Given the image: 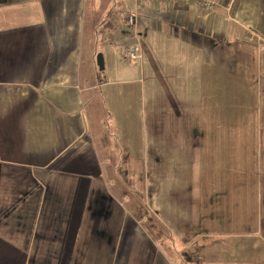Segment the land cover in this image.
I'll use <instances>...</instances> for the list:
<instances>
[{"label": "crops", "instance_id": "0c3cea01", "mask_svg": "<svg viewBox=\"0 0 264 264\" xmlns=\"http://www.w3.org/2000/svg\"><path fill=\"white\" fill-rule=\"evenodd\" d=\"M97 4L0 0V264H264V0Z\"/></svg>", "mask_w": 264, "mask_h": 264}, {"label": "built area", "instance_id": "2783aa9c", "mask_svg": "<svg viewBox=\"0 0 264 264\" xmlns=\"http://www.w3.org/2000/svg\"><path fill=\"white\" fill-rule=\"evenodd\" d=\"M138 1H148V2L153 3V2H159V1L169 2V1H187V0H138ZM191 1L197 2L200 7H202L203 9H206V10L213 9L215 4L218 2V0H191ZM127 23L131 24V25L134 23V15L133 14H129L127 16ZM135 55H136V47L126 49L124 52V56L134 57Z\"/></svg>", "mask_w": 264, "mask_h": 264}, {"label": "rangeland", "instance_id": "374dc122", "mask_svg": "<svg viewBox=\"0 0 264 264\" xmlns=\"http://www.w3.org/2000/svg\"><path fill=\"white\" fill-rule=\"evenodd\" d=\"M127 0H96V2L100 5V3H104L105 6H108L109 7V11H111V9H114L116 8V6L118 5L119 2H126ZM92 3V0H88V5H90ZM97 4V5H98ZM105 14V13H104ZM113 14H118V11H116L115 13L113 12ZM106 17V16H105ZM105 17L103 15V20H105ZM97 50H98V53H101L102 56L104 57L103 55V47H102V44L97 47ZM103 51V52H102ZM101 90H98L96 96L100 99L101 98ZM109 118L106 117V121L108 122Z\"/></svg>", "mask_w": 264, "mask_h": 264}, {"label": "water", "instance_id": "95a60500", "mask_svg": "<svg viewBox=\"0 0 264 264\" xmlns=\"http://www.w3.org/2000/svg\"><path fill=\"white\" fill-rule=\"evenodd\" d=\"M96 65H97V68H98V70H103V68H104V61H103V56H102V54L101 53H97V55H96Z\"/></svg>", "mask_w": 264, "mask_h": 264}, {"label": "trees", "instance_id": "16d2710c", "mask_svg": "<svg viewBox=\"0 0 264 264\" xmlns=\"http://www.w3.org/2000/svg\"><path fill=\"white\" fill-rule=\"evenodd\" d=\"M103 70H98V68L96 69V74L99 75Z\"/></svg>", "mask_w": 264, "mask_h": 264}]
</instances>
